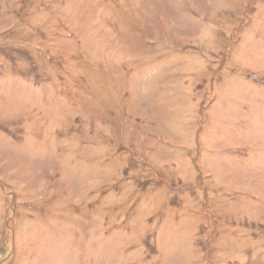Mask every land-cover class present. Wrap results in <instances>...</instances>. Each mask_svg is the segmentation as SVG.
Returning a JSON list of instances; mask_svg holds the SVG:
<instances>
[{
  "label": "rangeland",
  "instance_id": "1",
  "mask_svg": "<svg viewBox=\"0 0 264 264\" xmlns=\"http://www.w3.org/2000/svg\"><path fill=\"white\" fill-rule=\"evenodd\" d=\"M0 264H264V0H0Z\"/></svg>",
  "mask_w": 264,
  "mask_h": 264
}]
</instances>
